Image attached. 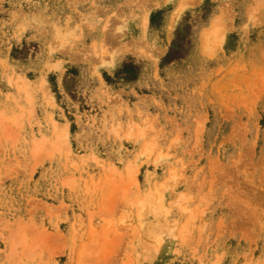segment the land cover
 Returning a JSON list of instances; mask_svg holds the SVG:
<instances>
[{
	"label": "rangeland",
	"instance_id": "1",
	"mask_svg": "<svg viewBox=\"0 0 264 264\" xmlns=\"http://www.w3.org/2000/svg\"><path fill=\"white\" fill-rule=\"evenodd\" d=\"M0 264H264V0H0Z\"/></svg>",
	"mask_w": 264,
	"mask_h": 264
},
{
	"label": "bare ground",
	"instance_id": "2",
	"mask_svg": "<svg viewBox=\"0 0 264 264\" xmlns=\"http://www.w3.org/2000/svg\"><path fill=\"white\" fill-rule=\"evenodd\" d=\"M141 137H142V135H141ZM152 146V147H151ZM151 146L149 145V147H151V149H153V144H151ZM145 147V146H144ZM148 147V149L147 150H149V151H153V150H150V148ZM145 148H147V147H145Z\"/></svg>",
	"mask_w": 264,
	"mask_h": 264
}]
</instances>
